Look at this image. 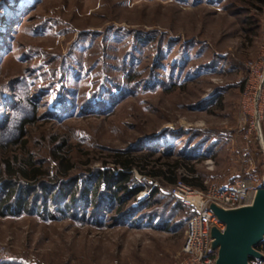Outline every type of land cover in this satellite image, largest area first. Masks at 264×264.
Listing matches in <instances>:
<instances>
[{
	"label": "rangeland",
	"instance_id": "obj_1",
	"mask_svg": "<svg viewBox=\"0 0 264 264\" xmlns=\"http://www.w3.org/2000/svg\"><path fill=\"white\" fill-rule=\"evenodd\" d=\"M245 10L240 0H0V153L24 139L55 177L56 143L66 141L71 169L62 180L82 183L113 167L115 151L148 138L173 153L197 147L195 170L179 178H197L198 188L240 177L263 185L264 146L240 121V98L246 64L263 44L264 11ZM246 17L260 18L254 33ZM62 101L70 107L58 115ZM131 183L149 193L125 208L138 207L135 219L158 211L168 225L119 221L115 208L97 224L92 210L58 211L48 191L50 216L0 215V264H181L186 215L173 211L171 184L140 168Z\"/></svg>",
	"mask_w": 264,
	"mask_h": 264
},
{
	"label": "trees",
	"instance_id": "obj_2",
	"mask_svg": "<svg viewBox=\"0 0 264 264\" xmlns=\"http://www.w3.org/2000/svg\"><path fill=\"white\" fill-rule=\"evenodd\" d=\"M240 2L248 10H245L247 14H251L252 10H257L259 13L264 11V0H240ZM246 19H248V27L246 28L254 33V30L258 29L260 18L246 17ZM105 104L102 103V105ZM89 105L90 103H88ZM58 107L60 111L56 113L59 115L66 113L70 106L65 101H62ZM28 123H30L28 119L22 120L19 128L21 137L25 136L24 126ZM56 140H54L55 143ZM148 140V138L140 139L128 149L115 151L112 155L114 158L113 167L99 168L96 171L92 170L89 177L84 179L82 183L77 179H72L67 184L62 180L63 177L69 175V170L71 169V166L67 163L69 161L65 162L67 160L65 159L64 151L66 141L56 143L53 157L59 162L60 166L55 177H47L48 171H45L41 161H37L34 157L33 152L27 145V141L24 139L13 141L12 144L16 146L15 149H6L5 147L7 152L0 153V215L9 212L18 213L25 211L29 213L31 211H42V213L46 212L44 214H49L50 216L52 211L49 209V201L45 193L52 191L50 200L52 204H55L54 206H56L58 211L65 214L71 213L73 216L83 212V216H85V214H88V210H92L90 216L96 217L95 222L97 224L102 222L101 218L105 210L109 212V208H115V212L119 214V221L125 220L129 223H137L146 219L149 224L168 225V217H163L158 211H151L146 216L135 219L134 214L138 207L129 206L125 208L126 203L133 200L146 187L141 184L132 185L131 180L134 170L135 168H140L154 179L160 178L162 181L166 180L168 183L173 184L180 177V169L195 170L194 165L190 164L189 160L191 157L195 158L197 156L195 155L197 147H194V151L180 150L173 153L170 144H164L162 141L161 143H158V141L150 143ZM134 149L140 152L134 153ZM12 150L13 152L11 153ZM155 151L160 154L157 158H153ZM161 158L164 160L160 161ZM196 179L194 177H185V181L190 185L202 187V183L196 181ZM101 185H104L105 188L101 189ZM37 188H40L42 194H44L38 198L40 200L44 197L43 205H38V200H35V194L31 198ZM159 191L160 188L156 187L152 190L151 195L154 196ZM169 195L173 200V211H179L181 214L186 215L185 219H183L185 224L191 215L189 207L170 193ZM148 204L149 202L142 203L141 206L146 207ZM141 214L145 215V213ZM253 260L251 258L250 263Z\"/></svg>",
	"mask_w": 264,
	"mask_h": 264
},
{
	"label": "built area",
	"instance_id": "obj_3",
	"mask_svg": "<svg viewBox=\"0 0 264 264\" xmlns=\"http://www.w3.org/2000/svg\"><path fill=\"white\" fill-rule=\"evenodd\" d=\"M240 115L243 125L249 123L256 131V138L263 147L264 35L258 57L246 64V75L240 98ZM257 187L255 181L249 177H240L223 184L212 183L206 189L190 185L185 181L184 176L171 184L169 193L191 211L184 225L185 237L182 249L184 260L181 264H216L217 250L212 247L214 238L211 236V228L215 225L223 229L224 224L219 222L210 210V204L216 202L225 208L250 204ZM148 193L143 190L137 196Z\"/></svg>",
	"mask_w": 264,
	"mask_h": 264
},
{
	"label": "water",
	"instance_id": "obj_4",
	"mask_svg": "<svg viewBox=\"0 0 264 264\" xmlns=\"http://www.w3.org/2000/svg\"><path fill=\"white\" fill-rule=\"evenodd\" d=\"M210 210L224 228L212 226L216 264H251L250 259L264 261L259 246L264 242V184L258 186L250 204L225 208L216 202Z\"/></svg>",
	"mask_w": 264,
	"mask_h": 264
}]
</instances>
